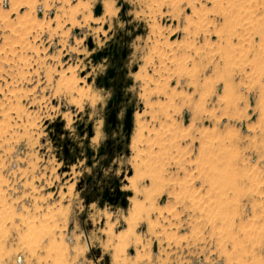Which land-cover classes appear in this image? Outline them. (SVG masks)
<instances>
[{"label": "rangeland", "instance_id": "obj_1", "mask_svg": "<svg viewBox=\"0 0 264 264\" xmlns=\"http://www.w3.org/2000/svg\"><path fill=\"white\" fill-rule=\"evenodd\" d=\"M113 1L103 19V0H0V264H264V0ZM117 37L137 110L129 155L100 169L78 124L96 150L110 91L92 55ZM96 171L126 207L87 204Z\"/></svg>", "mask_w": 264, "mask_h": 264}, {"label": "flooded vegetation", "instance_id": "obj_2", "mask_svg": "<svg viewBox=\"0 0 264 264\" xmlns=\"http://www.w3.org/2000/svg\"><path fill=\"white\" fill-rule=\"evenodd\" d=\"M117 40L110 42L106 47L97 51L100 53V58L95 62L106 60L105 70L95 78V83L110 91V96L107 99L105 108V137L96 150L89 146L90 140L95 136L92 123L78 124V130L81 138H83L84 156L87 158L88 165L100 164L101 167L109 166L117 156L129 155L132 133L134 130V115L137 110L136 99L130 88L134 84L130 69L128 67L129 57L131 56L130 38L122 39L117 37ZM138 71V66L132 67V74ZM91 82V80H89ZM131 114V125L126 127V115ZM91 124V129L89 127ZM74 146V148H73ZM73 144L71 151L69 145H64L63 159L68 160L78 159L83 155L80 147ZM94 159V161H93ZM100 171V170H99ZM96 171V175H90L86 179H82L79 186L86 185L84 195H86L87 204L97 201L100 207H104L106 203L111 205L121 206V200L125 192L120 184L121 179L116 177H103L100 172ZM124 176L122 175L121 178ZM124 179V178H123ZM92 185L91 189L88 187ZM117 187V189H116ZM128 193V192H126ZM130 195L126 194V200Z\"/></svg>", "mask_w": 264, "mask_h": 264}, {"label": "bare ground", "instance_id": "obj_3", "mask_svg": "<svg viewBox=\"0 0 264 264\" xmlns=\"http://www.w3.org/2000/svg\"><path fill=\"white\" fill-rule=\"evenodd\" d=\"M80 4H81V3H80ZM170 4H171V3H170ZM114 13H115V9H114V1H113V0H103V19L112 17V15H113ZM58 17H59V16H58ZM89 17H90V16H89ZM89 17H85V21H87V20L89 19ZM156 26H158V25L154 24V25L151 26V27H152V28H151V31H152L151 33H153V37H154V34H156V33L158 32V30H159V28L156 27ZM208 27H209V25H208ZM171 30H172V29H171ZM156 31H157V32H156ZM186 31H187V30H186ZM155 32H156V33H155ZM158 33H159V32H158ZM158 33H157L156 35H159ZM186 39H187V38H186ZM186 39H185V40H186ZM153 40H157V39H155V37H154ZM187 40H188V39H187ZM203 40H204V39H203ZM157 41H158V40H157ZM188 42H189V41H188ZM184 43H186V42H184ZM152 44H153V43H152ZM157 44H158V43H157ZM191 44H192V43H191ZM191 44H190V45H191ZM175 45H176V44H175ZM184 45H185V44H184ZM193 45H194V44H193ZM151 47H152V46H151ZM177 47H178V46H177ZM177 47H176V48H177ZM181 47H182V46H181ZM191 47H192V46H191ZM156 48H157V49H156ZM186 48H187V46H186ZM186 48H185V49H186ZM152 49H153V50L156 49V53H158V54H157V55H158V59H159V61L161 60V63L166 62L165 59H167V60L169 59V60H170V58H168V56H167V54H168L169 52L167 53L166 51H167V49H170V51H171V53H172V50H173V49H172V44L166 42V43L164 44V48H162L161 43H160V44H158V47L154 46ZM152 49H151V50H152ZM151 50H150V51H151ZM150 51H149V53H151ZM176 52H177V51H176ZM183 52H185V51H183ZM149 53H148V55H149ZM174 53H175V51H174ZM154 54H155V53H154ZM154 54H153V55H154ZM172 54H173V53H172ZM153 55L150 54V56H153ZM187 55H188V54H187ZM174 56H175V55H173V57H174ZM182 56L185 57V56H186L185 53H184V55H183V53H182ZM148 57H149V56H148ZM169 57H170V55H169ZM152 58L154 59L155 57H152ZM186 58H187V57H186ZM188 58H189V55H188ZM150 59H151V57H150ZM150 59H149V60H150ZM151 60H152V59H151ZM169 60H168V61H169ZM171 60H172V58H171ZM145 61L147 62V60H144V64L149 65V63L147 64ZM152 61H153V60H152ZM191 61H192V60H191ZM150 64H151V61H150ZM169 64H170V62H169ZM172 64H173V63H172ZM172 64H171V65H172ZM174 64H175V62H174ZM160 65H161V64H160ZM153 66H154V65H153ZM165 66H167V65L165 64ZM142 67H145V65L142 66ZM162 67H163V65H162ZM164 68H166V67H164ZM175 68H176V65H175ZM175 68H174V69H175ZM174 69H173V71H174ZM145 70H146V73H147V69H145ZM159 70H160V67H159ZM170 70H171V69H170ZM161 71H162V70H161ZM163 71H164V70H163ZM168 71H169V70H168ZM154 73H158L157 70H156V72H154ZM165 73H166V72H165ZM172 73H174V72H172ZM147 74H148V73H147ZM147 74H144V75H143V73H142V69H141V71H140L138 74H136L135 78H136V79H140V80H142V81L145 83L146 79H147L148 76H149V75L147 76ZM159 74H160V72H159ZM176 74H178V72H177ZM160 75H161V74H160ZM162 75H163V74H162ZM162 75H161V76H162ZM167 75H169V73H168ZM167 75L164 76L166 79H167ZM172 76H173V75H172ZM152 77H153V75H152ZM162 78H163V77H162ZM170 78H171V75H170ZM170 78H168V80H169ZM148 79H149V81H150V80L152 79L151 76H150ZM158 79H160V78H158ZM153 80H154V78H153ZM149 81H148V82H149ZM158 81H159V80H158ZM158 81L156 82V79H155V81H154V82L156 83V86L158 85ZM166 81H167V80H166ZM148 82H147V83H148ZM154 82H151V84L154 83ZM162 82H163V81H162ZM149 83H150V82H149ZM155 83H154V86H155ZM165 83H166V82H165ZM148 85H149V84H148ZM162 86H163V85H162ZM158 87H159V86H158ZM166 87H167V86H166ZM162 88H163V87H162ZM162 88H161L160 90H162ZM167 88H168V87H167ZM164 89H165V87H164ZM164 89H163L162 94L165 95L167 91H166V89H165V91H166V92H165ZM146 90H147V89H146ZM146 90H145V91H146ZM152 90H153V89H152ZM157 90H158V89H157ZM145 91H144V88H143V93H144ZM155 91H156V89H155ZM148 92H150L149 88H148ZM156 92H157V91H156ZM156 92H155V93H156ZM160 92H161V91H160ZM157 93H158V92H157ZM157 93H156V94H157ZM145 94H147V96H148V93L145 92ZM145 94H144V95H145ZM171 94H173L172 91H171ZM171 94H170V96L172 97ZM144 95H143V96H144ZM149 96H150V93H149ZM168 96H169V95H168ZM173 96H174V95H173ZM148 98H149V97H148ZM169 98H170V97H169ZM172 98H173V97H172ZM148 101H149V100H148ZM149 103H152V102H148V105H149ZM156 103H157V102H156ZM156 103L153 102L152 105H156ZM159 103H160V102H159ZM168 104H169V102H168ZM170 105H171V103H170ZM157 106H158V105H157ZM152 107H153V106H152ZM152 107L149 106L150 109H152ZM158 107H159V106H158ZM160 107H161V106H160ZM160 107H159V108H160ZM167 108H168V107H167ZM154 109H155V108H153V113L156 112V111H154ZM161 110H162V109H161ZM162 111H163V110H162ZM149 112H150V111H149ZM158 113H160V111H158ZM163 113H164V112H163ZM163 113H161V114L163 115ZM161 114H160V117H161ZM150 115L153 116L152 113H150ZM153 117H154V116H153ZM158 117H159V115H158ZM155 118H156V116H155ZM159 119H160V118H159ZM159 119H157V120H159ZM160 122H161V121H160ZM138 126H139L138 130H139V131L142 130V125H141V124H138ZM167 128H169V127H167ZM163 131H164V130H163ZM163 131H162V132H163ZM166 131H167V130H166ZM98 135H99V130L96 131V136L94 137V139H96V138L98 137ZM136 138H137V137H136ZM139 157H140V156H139ZM140 159H141V157H140ZM134 160H135V159H134ZM142 164H143V163H142ZM138 165H139V163H138ZM132 166H134V165L132 164ZM134 169H136V166H135Z\"/></svg>", "mask_w": 264, "mask_h": 264}, {"label": "water", "instance_id": "obj_4", "mask_svg": "<svg viewBox=\"0 0 264 264\" xmlns=\"http://www.w3.org/2000/svg\"><path fill=\"white\" fill-rule=\"evenodd\" d=\"M93 11H94V15L95 16L100 15L101 11H102L101 5L97 4ZM88 46H89V48H92V43H91L90 39L88 40ZM99 58H100V53L99 52L92 55V59L94 60V62H96ZM130 125H131V114L128 112L127 115H126V127L129 129ZM89 127L91 129V124H89ZM116 189H117V187H116ZM117 192H118V194H122V193L124 194V197L121 200V206L122 207H126L127 204H128V202H127V200L125 198L126 194L130 195L131 193L130 192H128V193L120 192L118 189H117Z\"/></svg>", "mask_w": 264, "mask_h": 264}]
</instances>
